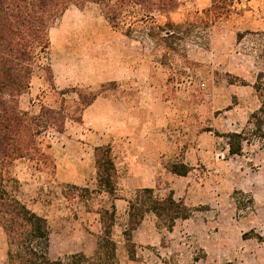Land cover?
Listing matches in <instances>:
<instances>
[{
    "label": "rangeland",
    "instance_id": "rangeland-1",
    "mask_svg": "<svg viewBox=\"0 0 264 264\" xmlns=\"http://www.w3.org/2000/svg\"><path fill=\"white\" fill-rule=\"evenodd\" d=\"M180 2L169 16L156 15L157 22L149 23L169 18L182 24L188 32L174 39L177 49L137 34L139 41H131L135 57L127 59L129 70L107 71L100 75L105 81L87 83L83 74L91 64L85 60V46L69 47V36L92 24L114 29L97 2L71 4L50 28L47 51H38L31 88L19 99L22 109L38 113L42 104L60 106L53 86L95 90L107 83L106 97L119 101L146 131H157L167 143L164 150L142 151V141L132 145L113 139L118 199L84 190L98 188L94 150L83 151L56 128L38 136L49 160L19 159L5 167L9 189L17 188V196L48 219L52 258L96 244L102 231L98 211L115 203L118 264H264V139L245 142L241 154H231L224 136L246 128L260 106L254 83L264 72V0H237L233 12L208 27L196 14L205 16L211 0ZM124 14L127 24L138 16L131 8ZM166 52L170 55L163 64ZM139 62L141 67L132 71ZM48 65L53 73V65L61 70V82L55 74L51 79L44 68ZM66 97L74 100L77 94L71 91ZM175 166L188 173L180 175ZM10 178L18 179L19 187ZM146 187L162 198L173 193L192 214L178 218L169 231L164 218L148 212L128 240L129 200ZM7 251L0 227V264H6Z\"/></svg>",
    "mask_w": 264,
    "mask_h": 264
},
{
    "label": "trees",
    "instance_id": "trees-1",
    "mask_svg": "<svg viewBox=\"0 0 264 264\" xmlns=\"http://www.w3.org/2000/svg\"><path fill=\"white\" fill-rule=\"evenodd\" d=\"M97 2L111 26L128 37L139 41L138 35L156 39L172 50L182 24L171 19L165 23H154L156 15L169 16L180 6V0H0V227L7 243L6 264H118L117 243L113 229L117 223L116 204L98 211L102 231L97 236L96 251L92 256L80 251L63 257L50 255L51 230L46 216L31 209L9 189L8 178L3 169L15 160H49V154L42 150L38 136L47 128L64 132L67 119L81 122L85 109L99 96L105 95L107 83L92 90L88 87H70L53 90L60 95V106L42 104L38 113L21 108L19 99L31 88V79L37 64L38 51L46 52L50 37L49 31L59 16L71 5L83 7L88 2ZM237 0H211L204 15L196 14L205 26H210L228 16L234 10ZM131 8L138 12L133 21L125 23V11ZM144 23L142 27L137 26ZM157 22V21H156ZM184 30H188L185 27ZM141 41V40H140ZM169 53H163L161 63L167 64ZM264 59V54L262 56ZM51 79L54 73L50 65L45 66ZM264 72L260 71L254 88L260 98V106L251 113L247 127L240 132L224 134L231 154H241L245 142L264 139ZM75 92L77 99L66 97ZM51 147V146H49ZM97 190L84 188L86 192L108 193L115 198L117 189V164L110 144L95 148ZM175 172L186 175L188 170ZM13 179L19 187L18 179ZM243 193V192H240ZM193 209L183 201L176 200L173 193L159 197L154 188H140L129 200L128 219L124 234L132 240V232L142 223L148 212L159 219H165L167 229L173 230L178 218H188Z\"/></svg>",
    "mask_w": 264,
    "mask_h": 264
},
{
    "label": "crops",
    "instance_id": "crops-1",
    "mask_svg": "<svg viewBox=\"0 0 264 264\" xmlns=\"http://www.w3.org/2000/svg\"><path fill=\"white\" fill-rule=\"evenodd\" d=\"M131 41L135 42L136 40L119 30L108 31L105 28L101 30L100 27L97 28L92 24L83 32H73L69 36V47L70 45L73 47L85 46L84 51L87 55L85 60L91 66L86 68L87 71L83 75L84 80L91 84L107 80L104 76H100L107 71L124 72L129 70L127 59L135 57L132 53L133 44ZM67 57L70 58V55ZM137 67H141V62L134 64L132 71H136ZM53 68L56 82H61V70L56 69L54 65ZM143 124L133 114L128 113L119 101L99 96L85 109L81 122L65 123L62 136L74 141L83 151L93 148L94 156L97 146L110 144L113 139H127L132 145L136 141H142L146 146L142 151L164 150L167 143L162 139V136L157 131H146ZM96 246L97 242L80 251L92 256L96 251ZM130 263H136V261L130 260Z\"/></svg>",
    "mask_w": 264,
    "mask_h": 264
}]
</instances>
